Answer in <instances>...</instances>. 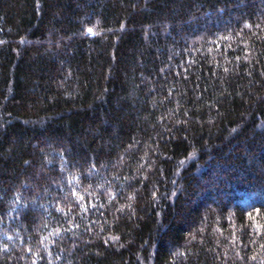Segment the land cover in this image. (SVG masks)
<instances>
[{"label": "trees", "instance_id": "obj_1", "mask_svg": "<svg viewBox=\"0 0 264 264\" xmlns=\"http://www.w3.org/2000/svg\"><path fill=\"white\" fill-rule=\"evenodd\" d=\"M0 264H264V0H0Z\"/></svg>", "mask_w": 264, "mask_h": 264}, {"label": "snow or ice", "instance_id": "obj_2", "mask_svg": "<svg viewBox=\"0 0 264 264\" xmlns=\"http://www.w3.org/2000/svg\"><path fill=\"white\" fill-rule=\"evenodd\" d=\"M88 31H89V32H91V31H92V29H89Z\"/></svg>", "mask_w": 264, "mask_h": 264}]
</instances>
